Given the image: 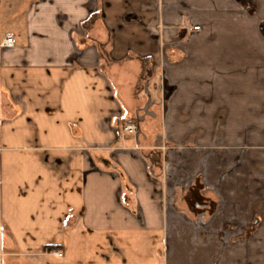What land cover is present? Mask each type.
<instances>
[{
  "label": "crops",
  "instance_id": "1",
  "mask_svg": "<svg viewBox=\"0 0 264 264\" xmlns=\"http://www.w3.org/2000/svg\"><path fill=\"white\" fill-rule=\"evenodd\" d=\"M9 32L0 264H264V0H0Z\"/></svg>",
  "mask_w": 264,
  "mask_h": 264
},
{
  "label": "trees",
  "instance_id": "2",
  "mask_svg": "<svg viewBox=\"0 0 264 264\" xmlns=\"http://www.w3.org/2000/svg\"><path fill=\"white\" fill-rule=\"evenodd\" d=\"M97 15H93V16H91V20L89 19V20H87V21H85L84 22V28L86 29V28H88L89 26V24L90 23H92V22H94L95 21V17H96ZM94 18V19H93ZM93 19V20H92ZM141 61H142V66H143V68H142V72H141V74H140V77H139V81H138V84H137V86H136V91H135V95L136 96H138V94H140L143 90H144V83H145V81L151 76V74H152V69L151 68H149V59L148 58H141ZM134 121H130V122H128L127 124H129V123H133ZM126 124V125H127ZM126 125H124V128H125V126ZM152 155V157L154 158V161L156 162V164H160V152H155V153H152L151 154ZM192 203L194 204V205H198V206H210L211 205V207H212V205H214V202H212L209 198H207V197H203V198H195L193 201H192ZM56 247H58V246H47V248L48 249H55Z\"/></svg>",
  "mask_w": 264,
  "mask_h": 264
},
{
  "label": "built area",
  "instance_id": "3",
  "mask_svg": "<svg viewBox=\"0 0 264 264\" xmlns=\"http://www.w3.org/2000/svg\"><path fill=\"white\" fill-rule=\"evenodd\" d=\"M200 28V26H193L192 29L193 30H198ZM15 44V37L14 34L9 32L6 33L4 38L0 41V47L5 48V47H11L14 46ZM137 122H133V123H129L125 126L124 130L125 132H129L132 133L136 130L137 128ZM57 256H61L62 253L59 251H55L54 252Z\"/></svg>",
  "mask_w": 264,
  "mask_h": 264
},
{
  "label": "rangeland",
  "instance_id": "4",
  "mask_svg": "<svg viewBox=\"0 0 264 264\" xmlns=\"http://www.w3.org/2000/svg\"><path fill=\"white\" fill-rule=\"evenodd\" d=\"M145 114H146L145 111L142 110L141 114L138 117L139 123H137L138 126H137L136 130L132 133H129V132H126V133H128V134H134L135 133V134L139 135V127H141L140 124H141V121H142Z\"/></svg>",
  "mask_w": 264,
  "mask_h": 264
}]
</instances>
